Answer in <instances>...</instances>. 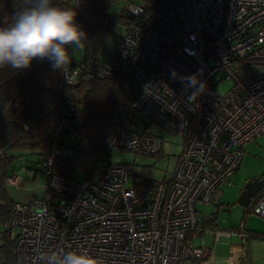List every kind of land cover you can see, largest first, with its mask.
<instances>
[{
	"label": "built area",
	"instance_id": "1",
	"mask_svg": "<svg viewBox=\"0 0 264 264\" xmlns=\"http://www.w3.org/2000/svg\"><path fill=\"white\" fill-rule=\"evenodd\" d=\"M164 3L152 12L129 7L133 19L103 74L123 93L108 145L157 155L162 140L146 131L139 119L146 116L183 138L171 176L137 188L127 164L99 160L90 179L64 178L52 171L59 155L53 149L39 165L47 178L43 195L13 203L7 264H47L48 256L71 250L103 264L202 261V249L187 240L199 226L195 205L215 203L245 145L264 134V0ZM189 77L198 79L197 87L188 85ZM76 78V69L65 71L66 84ZM223 79L232 84L222 94L216 85ZM68 115L63 112L58 130ZM25 176L34 170H18L6 183L19 187ZM253 206L264 218V197ZM222 232L247 235L215 231Z\"/></svg>",
	"mask_w": 264,
	"mask_h": 264
},
{
	"label": "trees",
	"instance_id": "2",
	"mask_svg": "<svg viewBox=\"0 0 264 264\" xmlns=\"http://www.w3.org/2000/svg\"><path fill=\"white\" fill-rule=\"evenodd\" d=\"M55 2L75 8L76 22L87 34L82 57L76 60L72 56L66 69H53L48 60L39 59L34 60L26 70L0 68V260L3 264L10 260L13 248L9 219L15 202L7 192L6 179L16 172L12 166L18 155L14 152L36 155L41 165L46 156L57 149L59 155L51 165L53 173L75 179L79 173L83 180L94 175L99 160L111 162L109 126L123 93L104 76L106 62L99 53L116 27L124 30L132 21L133 16L129 13L131 5H141L147 12H152L164 5L166 0ZM30 4L31 0H0V27L11 24L16 13ZM120 37H117L118 40ZM73 69L77 70V81L68 85L64 80L65 71ZM18 101L26 106L20 117L22 125L3 119L6 106ZM64 111L70 115L64 118L58 130ZM24 168L34 170V176H25L24 179H32L43 172L41 166ZM156 182L151 177L139 182L134 180L137 188L147 189H151ZM262 197L264 190L252 200L250 208ZM213 219L205 218L201 230L206 225H214Z\"/></svg>",
	"mask_w": 264,
	"mask_h": 264
},
{
	"label": "rangeland",
	"instance_id": "3",
	"mask_svg": "<svg viewBox=\"0 0 264 264\" xmlns=\"http://www.w3.org/2000/svg\"><path fill=\"white\" fill-rule=\"evenodd\" d=\"M123 33V29L116 27L115 33L105 41V46L101 53H99L100 58L104 62L108 60L110 53L118 42L117 37L123 36ZM70 52L76 60H79L82 57L81 54H83V50L80 49H70ZM231 84V80L223 79L217 83V90L223 94L231 87ZM139 119L143 121L142 123L146 126L147 132L156 134L161 138L162 146L160 152L157 155L148 156L128 150L113 148L110 150V160L112 163L127 164L131 172L130 174L133 176V181L139 182L148 177L157 181L168 179L175 167V160L182 149L183 138L178 134L162 129L154 122H150L149 118L146 116L140 115ZM14 153L18 155L12 166L16 172L26 166L34 168L40 167L38 166L40 165L38 164V156L29 155L26 152ZM257 176L264 178V134L246 145L238 170L236 169L229 177L228 181L220 185V193L215 203L202 204L198 202L195 205V209L198 212L199 220L197 221L199 228L204 218H214V225H206V229L204 228V230L188 232L189 241L202 249V260H206L207 257H205V255H207L210 250L214 249L215 256L212 260L208 261V264H228L231 243L236 244L241 242V239L235 236H219L218 239L215 240L214 233L212 232L215 225L216 228L218 227L217 230L238 229L244 223L246 228H251V218L261 219L252 212L250 208L252 205L242 207L237 202L238 194L245 184V181ZM75 177L81 179L79 173H77ZM46 181V175L38 173L37 176L33 177L31 180H24L19 187L7 186V192H9L14 202H27L32 195H43ZM245 217L247 218L246 222ZM1 228L2 226L0 225V232L2 231ZM211 228L212 231H209ZM227 235L230 234L228 233Z\"/></svg>",
	"mask_w": 264,
	"mask_h": 264
},
{
	"label": "clouds",
	"instance_id": "4",
	"mask_svg": "<svg viewBox=\"0 0 264 264\" xmlns=\"http://www.w3.org/2000/svg\"><path fill=\"white\" fill-rule=\"evenodd\" d=\"M76 17L73 6H60L55 0H31L29 7L16 13L11 24L0 27V68L26 70L39 59L48 60L53 69H66L72 61L70 49L83 50L87 38ZM198 83L196 77L188 78L190 87ZM47 264L103 262L97 256L71 250L48 256Z\"/></svg>",
	"mask_w": 264,
	"mask_h": 264
},
{
	"label": "crops",
	"instance_id": "5",
	"mask_svg": "<svg viewBox=\"0 0 264 264\" xmlns=\"http://www.w3.org/2000/svg\"><path fill=\"white\" fill-rule=\"evenodd\" d=\"M246 219L247 218L245 217V222L247 221ZM251 222V228H246L245 223L240 228H238L247 232L245 237L234 234L227 235L223 232L216 235L215 231L218 228H216V225L213 231L212 228L209 229V231L211 230L214 233L215 240H217L219 236H235L241 239V242L236 244L231 243L229 248L228 264H264V218H251ZM201 227L202 224L200 225V228L198 227L196 229V231L201 230ZM214 256V249H212L207 255H205V257H207L206 260H202L200 264H208V261L212 260Z\"/></svg>",
	"mask_w": 264,
	"mask_h": 264
},
{
	"label": "water",
	"instance_id": "6",
	"mask_svg": "<svg viewBox=\"0 0 264 264\" xmlns=\"http://www.w3.org/2000/svg\"><path fill=\"white\" fill-rule=\"evenodd\" d=\"M7 108L4 111L3 119L7 122H14L22 125L21 113L25 109V105H21V102L18 101L15 103H10L6 106ZM264 190V178L261 176L253 177L245 181L240 193L238 194L237 202L242 207H248L251 204L252 200Z\"/></svg>",
	"mask_w": 264,
	"mask_h": 264
}]
</instances>
